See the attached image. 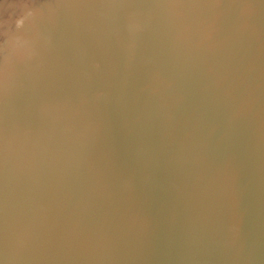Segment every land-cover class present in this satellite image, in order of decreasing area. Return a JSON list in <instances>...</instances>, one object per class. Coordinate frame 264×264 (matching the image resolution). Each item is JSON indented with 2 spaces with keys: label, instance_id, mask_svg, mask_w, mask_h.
I'll list each match as a JSON object with an SVG mask.
<instances>
[{
  "label": "water",
  "instance_id": "95a60500",
  "mask_svg": "<svg viewBox=\"0 0 264 264\" xmlns=\"http://www.w3.org/2000/svg\"><path fill=\"white\" fill-rule=\"evenodd\" d=\"M0 264H264V0H0Z\"/></svg>",
  "mask_w": 264,
  "mask_h": 264
}]
</instances>
